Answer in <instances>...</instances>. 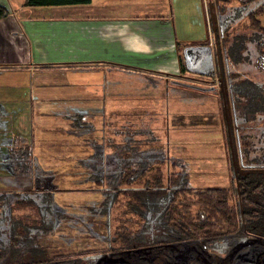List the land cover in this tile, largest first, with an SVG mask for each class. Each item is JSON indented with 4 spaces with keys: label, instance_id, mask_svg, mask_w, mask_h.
Listing matches in <instances>:
<instances>
[{
    "label": "crops",
    "instance_id": "0c3cea01",
    "mask_svg": "<svg viewBox=\"0 0 264 264\" xmlns=\"http://www.w3.org/2000/svg\"><path fill=\"white\" fill-rule=\"evenodd\" d=\"M22 1L0 0L8 10L0 15V111L12 113L13 126L8 131L13 142L3 139L0 159L19 158L8 163V170L0 168V175L6 177H11L10 166L20 163L21 146L15 140L22 132L30 135L23 142L30 143L32 155L35 151L41 160L40 165L34 162L36 168L40 166L38 171L60 165L65 180L90 176L85 166L93 144H98L94 127L107 114L140 115L143 111H135L142 110L136 102L162 100L168 80H184L185 47L212 39L205 10L208 0H88L37 5ZM124 24L129 29L121 36ZM210 49L212 66L215 58L223 63L219 53ZM185 79V84L191 81ZM74 114H81L88 126L75 124ZM124 129L123 137L128 139L137 128L126 122ZM145 131L140 127L134 132ZM120 134L109 133L114 153L108 157L110 164H115ZM142 141L135 143L139 150H143ZM87 148L90 153L85 157ZM142 153L132 152L131 159H141ZM20 189L0 187V192Z\"/></svg>",
    "mask_w": 264,
    "mask_h": 264
},
{
    "label": "rangeland",
    "instance_id": "374dc122",
    "mask_svg": "<svg viewBox=\"0 0 264 264\" xmlns=\"http://www.w3.org/2000/svg\"><path fill=\"white\" fill-rule=\"evenodd\" d=\"M220 1L221 0H213L211 3L214 4V2ZM223 2H226V0H223ZM232 2L235 5H240L238 8H241L244 1L232 0ZM207 4L208 5L205 7L207 23L209 32L211 31L210 37L212 36L213 40L215 23L213 25L212 12L210 11L209 3ZM230 4L231 3L226 2L224 6ZM224 6L222 7V11L225 9ZM240 10L241 9L237 11L238 15L233 17L230 25L226 27L228 38L223 45L220 44L221 52L219 54V59L221 60L222 58L225 66L224 68L222 63L220 64L222 72L225 76H228L226 71H239L238 75L235 76L236 78H227V80L232 78L231 81L229 80L232 83L231 90H229L230 88L227 91L220 89L221 83L217 82L219 76L214 71L212 73H207V70L200 72L188 66L186 69L182 70L184 74L182 78H184V80H186L185 78L190 79V82L205 87L202 86V88H199L197 85L189 84L190 82L185 84L176 82L177 80L173 79L168 80L166 93L162 100L143 101L134 104L142 109L135 110L143 111L140 115L133 114V116H129L128 118L119 116L113 121H110L108 117L103 118L101 124L94 127L93 136L98 138L97 143L102 144L104 150H108L112 147V144L110 145L106 142V137L108 133L114 132L117 134L121 133L120 135H122L120 137L116 135L120 146L121 144L133 145L143 140L142 142L147 145V147H145V145L143 146L145 147L144 154L149 151H157L159 146H164L167 160L165 157L159 160V165L163 170L164 180L167 179L169 170L173 166L172 161H174L177 163V168H184L188 171V184L193 188H202L207 185H229V166L232 163H236L234 155L237 154V151L240 162L245 163V165L253 164L256 158L262 155L259 150L261 147H264V134L257 136L260 131L262 132L264 130V115L256 117V108L264 104V71L253 65L254 62L251 59L252 49L250 41L256 38V36H253L250 30H248V20L240 16ZM215 12H217V8ZM220 30L221 28H218V35L220 34ZM234 41L238 43L236 44ZM225 47H230L229 51L226 49L225 52ZM231 47H233V50L230 52ZM234 48L238 53L235 52L233 54ZM0 76L3 75L0 73ZM228 87L229 85L226 89ZM234 89H238L244 94L243 100H239L238 103L241 102L240 105L245 108L243 111L246 116H244L243 112H240L239 115L238 113L235 115L233 111L234 99L238 97ZM1 109L2 105L0 104V110ZM0 113L7 114V116H5V114H0V131H2L0 132V143H3L4 138H7L8 142L12 143L13 134L8 132L13 127L10 124L12 113L5 110L0 111ZM108 116L112 118L109 114ZM243 117H245V119ZM108 120L112 123L109 122L110 126L107 128L106 125ZM25 121L27 122L26 119ZM126 122L131 124L133 128H137L129 133V140L123 137ZM140 127H145L146 131L144 134L134 132L140 130ZM17 128H19V126H17ZM29 137V134L26 135L22 132L19 139L15 140L17 146H24L25 143L23 141H27ZM247 143L250 146L247 145ZM89 153L87 148L85 157H87ZM92 154H96V147L92 148V153H90L88 157ZM106 154L105 157L107 160L105 159V162H109L108 157L113 156L114 153L111 151V153L108 152ZM33 155L32 157L35 164L40 165L41 160L35 156V151ZM8 158L9 157H4L0 159V168L8 170V163H12L13 160L15 163L19 161L17 157H14V159ZM158 159L159 158H154L148 162L154 165ZM81 160L86 161L83 159ZM133 164L138 166L140 163L136 162ZM36 165H32V172L26 171L25 168L21 167L24 165L10 166L11 169L9 170V174L11 177L0 175V187H18L24 190L23 192H28L29 189H49L51 194L55 196L54 200L56 202L53 203L54 211L64 213L62 218H60L59 214L55 217L52 216L50 211L45 218V223L48 220L49 226L54 225L52 223H55V225L50 231L47 230L38 233V235L42 237L41 241L44 243L56 244L71 242L73 244L72 247L69 246L71 250L80 249L86 245L88 246L91 241L88 237H91V234L86 231H90L89 229L92 225V230L97 233L98 224L103 223L95 220L98 219V215L90 212L85 208V205H87V203L98 204L103 193L108 189L106 184H104V187H102L103 185L98 187V184L96 183V185L94 183V178L91 179L90 176L84 174L83 176H77L74 180H65L61 176L62 171L64 172V166H48V171L42 172L38 171V167L40 166L36 168ZM110 165L113 167L114 164ZM110 165L108 166L107 164L109 169L111 168ZM103 166L105 167V165ZM115 166H117V164H115ZM85 167L92 168V166L88 165ZM85 171L91 170L89 168L88 170L85 169ZM50 189H52L53 192ZM31 192L32 193H29V195L33 196L35 190H31ZM8 195L11 196L8 198H1L3 199V203L6 202L5 207L7 209L15 198L26 194L20 193L13 195V193H10ZM93 208L100 211V206H95ZM7 209L3 211L6 213L8 212ZM50 209L52 210V208ZM12 210L17 213L16 215L13 214L16 217H12L10 221L4 220L0 223V228L2 229H0V237H4L5 242L11 240L12 235H17L18 228L21 226L26 228L27 232L34 234L36 226L40 225L36 224L34 216L37 212H35L33 207L16 206L15 210ZM113 210L119 211L121 210V206L115 205ZM20 216L23 218L28 216L29 220L26 219L27 222L25 220L21 223L19 222ZM115 223V220L110 219L109 224ZM1 231H3V233ZM72 233H79L80 236H75L81 238L72 239L71 241H63L60 239L69 237ZM85 243L86 245H84Z\"/></svg>",
    "mask_w": 264,
    "mask_h": 264
},
{
    "label": "trees",
    "instance_id": "16d2710c",
    "mask_svg": "<svg viewBox=\"0 0 264 264\" xmlns=\"http://www.w3.org/2000/svg\"><path fill=\"white\" fill-rule=\"evenodd\" d=\"M86 1L88 0H23L22 2L26 5H37ZM226 2L233 3L232 0H226ZM226 2L221 0L213 4L209 0V5L213 11V25L215 23L213 35L216 48L214 51L220 54V44L225 43L228 38L226 27L230 25L233 19L232 16L238 15L237 11L241 9L240 16L248 20V30L253 36H256L251 42L254 57L253 65L264 71V0H244L241 8H238L240 5H234V3L224 6ZM223 6L225 9L222 11ZM216 8L217 12H215ZM7 11L5 5L0 3V15L6 14ZM218 28H221L219 35L217 34ZM234 42L238 43L237 41ZM226 49L228 48H225V52ZM232 50L233 47H231L230 52ZM235 52L237 51L234 48L233 54ZM182 53V63L187 67L185 52L182 51ZM218 73L221 77V83L224 85V90L227 91L228 88L226 89V87L230 82L227 78H236L235 76L238 75L239 71H230V76H225L220 68ZM179 82L185 83L180 80ZM230 84L232 85L231 82ZM234 92L238 97L234 99L235 106H233L235 108L233 111L235 115L243 112L246 116L243 111L245 108L240 105L241 102L238 103L239 100H243L244 94L238 89H235ZM262 115H264V104L256 108V117ZM81 117V114L72 115L75 124L88 126L81 120ZM106 117L113 121L119 116ZM243 118L245 119V117ZM109 120L106 125L107 128L110 126ZM263 134L264 130L260 131L257 136ZM128 139H130L129 136ZM106 142L110 144L109 133ZM144 145L147 147L146 143ZM30 146V143H27L21 147V159L18 165H24L21 167L32 172L31 167L34 161ZM93 146L96 147V154H92L87 162L88 166H92V168L89 167L91 170L89 171L90 176L94 178V183H97L98 187L100 185L104 187V184H106L108 188L98 204L87 203L85 205V208L90 212L98 215V219H95L98 222L108 224L110 219H113L116 222L115 224H170L171 226L178 224V232L181 237L200 236L211 231L221 230L220 226H218L219 228H213V224H256V228L264 233V159L259 160L262 162L259 164L243 165L244 168L236 171L235 180L231 182V186L207 185L202 188H193L188 184V171L184 168H177V163L174 161H172L174 168L172 166L167 179L164 180L163 170L159 165V160L164 159V157L167 160L164 146H159L157 151H149L144 154L145 147H143V150H139V146H135V144H121V146L118 144L117 151H115L117 158H114L117 166L114 164L113 167L109 162H105L106 153L109 151L106 152L107 150H104L102 144H93ZM141 151L143 152L141 159H131L132 152L139 153ZM259 152L264 157V147H261ZM154 158L159 159L154 165L149 164L148 161ZM132 162L140 164L135 166ZM107 164L110 165V169ZM31 190H35L33 196L29 195V193H32ZM50 190L52 191V189ZM23 191L20 189L13 193V195L20 193L26 195L15 198L8 209L5 207L6 202L3 203L1 198H8L11 195L5 194L4 191L0 192V223L4 220L10 221L12 217H16L14 215L17 213L12 210H15L16 206L33 207L37 212L34 216L36 224H49L48 220L45 223V218L50 211L52 216L55 217L59 214V217L62 218L64 212H55L53 209V203L56 201L54 200L55 196L51 194L49 189ZM115 205H120L121 210L114 211ZM95 206H100V211L93 208ZM5 209L8 212L5 213L3 211ZM28 218V216L26 218L20 216L19 222L29 220ZM20 236H29V234L27 232L21 234L18 230V234L12 235L11 238L15 239Z\"/></svg>",
    "mask_w": 264,
    "mask_h": 264
},
{
    "label": "flooded vegetation",
    "instance_id": "af4514ba",
    "mask_svg": "<svg viewBox=\"0 0 264 264\" xmlns=\"http://www.w3.org/2000/svg\"><path fill=\"white\" fill-rule=\"evenodd\" d=\"M210 11L213 16L211 7ZM198 45L201 52L198 56L192 53L188 57L187 67L200 72L214 71L219 76L221 63L215 58L213 67L211 51L210 53L208 51L211 47L214 50L216 48L214 37L213 40ZM229 49L230 47L228 51ZM251 59H254L253 55ZM226 72L229 76L230 72ZM217 82L221 83L220 76ZM189 84L194 85L192 82ZM228 85L230 86L228 89L231 90V84ZM220 89L224 90L222 83ZM234 108L233 106V110ZM236 155H234L236 163L229 166L230 184H220L222 186H231L236 171L244 168L245 163L240 162L238 151ZM263 159L261 155L253 164L262 163L259 160ZM109 223L98 224L97 233L92 230L91 225L90 231H86L91 234V237H88L91 240L90 244L87 246L85 243L86 246L73 250L69 248L73 246L71 242L56 244L41 241L42 237L38 233L50 231L55 224L50 226L40 224L36 226L34 234L21 226L18 228L20 233L27 232L29 236L10 238L8 242H5L4 237H0V264H264V233L256 228V224H213V228L220 226L221 230L200 236L181 237L178 224L171 226ZM75 235L80 236L79 233H72L69 237L60 239L71 241L81 238Z\"/></svg>",
    "mask_w": 264,
    "mask_h": 264
},
{
    "label": "water",
    "instance_id": "95a60500",
    "mask_svg": "<svg viewBox=\"0 0 264 264\" xmlns=\"http://www.w3.org/2000/svg\"><path fill=\"white\" fill-rule=\"evenodd\" d=\"M199 45H189L185 47V58L188 61V57L191 56L192 53H195L196 56L201 52L198 48ZM210 53V49L208 50Z\"/></svg>",
    "mask_w": 264,
    "mask_h": 264
},
{
    "label": "clouds",
    "instance_id": "9594fccd",
    "mask_svg": "<svg viewBox=\"0 0 264 264\" xmlns=\"http://www.w3.org/2000/svg\"><path fill=\"white\" fill-rule=\"evenodd\" d=\"M109 30L112 28V26L111 25H108V26H106ZM128 29H129V25H127V24H124L122 27H121V31H120V33H119V35H121V36H123V35H125V33L128 31ZM137 39H139V37H137ZM126 50H128V49H126ZM135 49H133V51H134Z\"/></svg>",
    "mask_w": 264,
    "mask_h": 264
}]
</instances>
